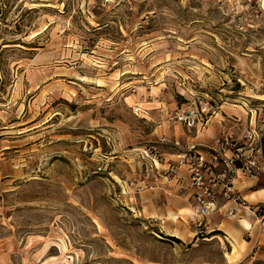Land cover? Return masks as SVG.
<instances>
[{
  "label": "rangeland",
  "instance_id": "obj_1",
  "mask_svg": "<svg viewBox=\"0 0 264 264\" xmlns=\"http://www.w3.org/2000/svg\"><path fill=\"white\" fill-rule=\"evenodd\" d=\"M235 154L264 166V0H0V264H239L196 211Z\"/></svg>",
  "mask_w": 264,
  "mask_h": 264
},
{
  "label": "crops",
  "instance_id": "obj_2",
  "mask_svg": "<svg viewBox=\"0 0 264 264\" xmlns=\"http://www.w3.org/2000/svg\"><path fill=\"white\" fill-rule=\"evenodd\" d=\"M234 189L239 191L241 197L246 198L249 204L240 206L228 201L227 206L235 208L236 213L232 216L218 214L207 216L211 222L210 227L221 229L227 234L229 230V237L234 235L239 242H243L240 244L241 247L244 245V250L241 251L239 264H255L259 261L264 263V214L259 213L257 209L260 203L264 202V187L258 186V178L246 177V180L240 182L238 186L235 185ZM186 208L182 207L181 210ZM242 221L247 222L249 227L246 228Z\"/></svg>",
  "mask_w": 264,
  "mask_h": 264
},
{
  "label": "built area",
  "instance_id": "obj_3",
  "mask_svg": "<svg viewBox=\"0 0 264 264\" xmlns=\"http://www.w3.org/2000/svg\"><path fill=\"white\" fill-rule=\"evenodd\" d=\"M185 120L186 121L188 120V125H191L192 122L194 121L193 119L190 120V118L188 117L185 118ZM224 161L226 166L230 169V171H232V173H237V175L241 173L243 176L246 177L257 178L260 171L264 170V166H260L255 160L241 161L239 154H235L233 156L225 155ZM239 161H241L242 164H240ZM195 170L193 172V179L195 181L194 183L199 184L203 176L201 175L199 169L195 168ZM220 179L221 181H223L219 186L221 188L220 192L222 196L226 199V201L223 204H219L217 200L216 192L214 190L215 186L218 185L216 181H214L212 184H207L203 187L199 185V187L203 189V191L199 192V196H198V204L196 206V211L198 214L207 216L213 212L222 211V209H226V212L229 215H234L236 213V209L227 206L228 201H233L239 204L240 206L248 205L247 200L242 198L239 191H236L234 189L233 180L235 179V177L233 174H231L230 176L224 174L222 178L220 176ZM199 224L202 223L199 222Z\"/></svg>",
  "mask_w": 264,
  "mask_h": 264
},
{
  "label": "trees",
  "instance_id": "obj_4",
  "mask_svg": "<svg viewBox=\"0 0 264 264\" xmlns=\"http://www.w3.org/2000/svg\"><path fill=\"white\" fill-rule=\"evenodd\" d=\"M2 44H9V42H3ZM258 212L264 214V204L258 206Z\"/></svg>",
  "mask_w": 264,
  "mask_h": 264
},
{
  "label": "bare ground",
  "instance_id": "obj_5",
  "mask_svg": "<svg viewBox=\"0 0 264 264\" xmlns=\"http://www.w3.org/2000/svg\"><path fill=\"white\" fill-rule=\"evenodd\" d=\"M155 216V215H154ZM246 221V220H245ZM245 221H242V223L246 226V228H248L249 227V224L247 223V222H245ZM231 238L234 240V241H236V239L233 237V235H231Z\"/></svg>",
  "mask_w": 264,
  "mask_h": 264
}]
</instances>
